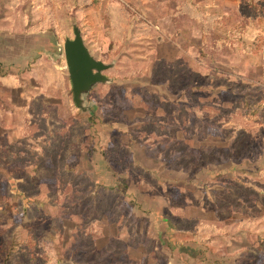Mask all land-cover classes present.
<instances>
[{
    "label": "rangeland",
    "instance_id": "374dc122",
    "mask_svg": "<svg viewBox=\"0 0 264 264\" xmlns=\"http://www.w3.org/2000/svg\"><path fill=\"white\" fill-rule=\"evenodd\" d=\"M0 74V264H264V0H0Z\"/></svg>",
    "mask_w": 264,
    "mask_h": 264
},
{
    "label": "water",
    "instance_id": "95a60500",
    "mask_svg": "<svg viewBox=\"0 0 264 264\" xmlns=\"http://www.w3.org/2000/svg\"><path fill=\"white\" fill-rule=\"evenodd\" d=\"M66 65L72 82L74 101L82 107V95L95 84L109 81L103 71L112 64L97 59L86 45L78 26L74 27V37L64 42Z\"/></svg>",
    "mask_w": 264,
    "mask_h": 264
},
{
    "label": "crops",
    "instance_id": "0c3cea01",
    "mask_svg": "<svg viewBox=\"0 0 264 264\" xmlns=\"http://www.w3.org/2000/svg\"><path fill=\"white\" fill-rule=\"evenodd\" d=\"M37 11L40 14V9L39 8H37ZM12 12H13L12 5L10 7H6L5 6L4 13L1 14V17L3 16V17H5L4 19H6L7 16H4V15H7V14L11 15V14H13ZM21 15H23V12H22ZM24 15H26V14H24ZM39 17H40V15H39ZM24 20L22 21V23L24 22L23 23V29H20V31H23L25 34H27L29 36H32L36 40V42L34 43V45L36 46L35 49L40 52V44L41 45H45V42L40 43V40H45L46 41L47 39H49L48 35H47L48 32H46L45 31L46 29H43L42 26L40 27V19L37 20V21H39V24L36 27H32L31 26V25H34V24H32V22H35L36 20L31 22V19H30L29 16L27 18H24ZM7 31L11 35H13L14 30L11 27V25L9 26L8 29L5 28L4 32L1 31V33H3V35H4V37H9V36H7L8 35ZM10 44H12L11 41H10Z\"/></svg>",
    "mask_w": 264,
    "mask_h": 264
},
{
    "label": "trees",
    "instance_id": "16d2710c",
    "mask_svg": "<svg viewBox=\"0 0 264 264\" xmlns=\"http://www.w3.org/2000/svg\"><path fill=\"white\" fill-rule=\"evenodd\" d=\"M10 74H11V73H8L7 76L10 75ZM7 76H6V75H1V74H0V79H3L4 77H7ZM70 79H71V78H70ZM71 83H72V82H71ZM72 92H73V90H72ZM73 95H74V94H73Z\"/></svg>",
    "mask_w": 264,
    "mask_h": 264
}]
</instances>
